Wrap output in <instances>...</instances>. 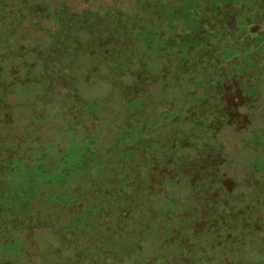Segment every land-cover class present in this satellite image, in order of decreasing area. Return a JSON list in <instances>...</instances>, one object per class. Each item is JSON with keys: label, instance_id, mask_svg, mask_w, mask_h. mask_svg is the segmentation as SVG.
<instances>
[{"label": "rangeland", "instance_id": "rangeland-1", "mask_svg": "<svg viewBox=\"0 0 264 264\" xmlns=\"http://www.w3.org/2000/svg\"><path fill=\"white\" fill-rule=\"evenodd\" d=\"M135 1L139 4L137 3L134 13L130 12L132 17H127L128 23L126 22L125 26H122L124 24L118 26L114 20L104 17L106 12L103 18H97L94 22L89 19L91 18L90 14H80L77 11L72 13L64 0H59L58 3L51 6L41 0H0V51L4 48L2 61H0V93L9 90L14 86L13 84L18 83L5 77V71L10 62L19 65L17 69L21 74H18L17 77L22 82L44 86L43 79H49L51 81L50 90L44 93V97L51 99L56 98L63 91L72 92L75 98L78 95V92H75L76 87L84 77L110 79L121 84L118 81L120 76L129 75L134 77L133 81L136 84L135 88L127 87L126 91L121 89L126 95L119 105L122 113L125 114L121 122H118L111 113L107 114L101 111L93 113L90 104L92 102L88 104L76 100L71 110L74 116L65 115L63 119L66 120L61 128H50L51 134L47 140L48 143H39L35 140V142H30L33 145L30 147L16 144L8 148L6 166L9 174H11L10 170L13 171L15 178L13 177V180L9 181L10 187L6 188L4 182V189L0 190V195L4 197L13 195L15 201L16 194L18 197L19 193L17 192L20 191L16 192L15 189L17 186L23 185L21 184L22 179L25 180L28 175L32 176V172L39 173L40 169L47 164H56L53 173L44 172L48 175L39 176L40 184L45 185L46 189L43 190L45 191L43 195L38 194V196L40 195L39 200L56 199L54 203H61L64 212L66 211L68 214L66 218L57 215L48 217L38 210L33 218L24 219L22 214L15 211L17 208H14V213H12L14 216L11 218L15 219V224L18 225L12 227L20 230L22 238H16V235L11 234L9 232L11 226L7 224L6 219L0 218V264H48L49 260L53 264H70L68 262L70 259H62V256L69 255L71 242L75 253L90 248L88 251L92 254L101 255L103 260L93 264H118L129 257L139 259L137 253L147 248L146 239L152 238L150 236L155 233L157 228H161L162 222H164V233L160 237L162 240L159 245L160 251L154 252L153 249H150L149 253L163 255V261L166 264H190L197 257H210V250L200 249L198 251V247L193 244L196 239L193 237L194 230L190 225L195 222H198V225L204 224L199 231L200 236H203L204 233L206 235L208 232L212 234L208 229L220 231L222 235L218 240H221L222 251L229 249L230 241L234 240L237 242L235 244L239 246V251L245 250L246 254L254 252L253 254H256L255 261L258 260L256 261L258 264H264V174H261L264 171V0H251L252 6L250 9L245 8L246 10L242 9L244 7L241 4L238 6L236 3L240 0L196 1L198 4L196 12H193V9L192 12L197 18L199 27L197 29L194 27L190 33L188 32L189 34H184L183 25L175 27L176 34L173 36V40L177 39L179 46L171 50L168 49L167 34L163 30L164 27L168 28L167 24L174 16L168 14L173 0ZM223 3L224 5H222ZM125 15L127 14L121 11L120 16ZM8 18L12 19V23L6 25L4 22ZM46 19L53 20L52 27L55 26V28L52 29L51 26H48L49 22ZM154 19L156 20L154 27L156 35H152L150 32L153 22L149 21ZM23 20L26 24L37 22L42 25V30L45 27L48 40L39 43L33 36L27 37L22 32H15L16 24ZM236 20L246 33H239L236 30ZM82 28L93 30V36L91 35L88 39L78 38L79 30ZM51 30L54 32L52 33ZM187 35H198L201 44L206 46L201 57L197 52L191 54L182 50L181 42L186 39ZM170 44L174 45L175 43L171 42ZM18 45L20 47L17 49L21 51L16 55L13 51ZM69 53L80 58L89 57L90 63L85 73L73 71L76 62L70 65V68H64ZM71 55L69 58H74ZM194 56H197V60L200 58L202 63L211 66L214 75L205 83L206 87L203 81H198L196 85L192 84L194 90L201 88L202 94V100L192 114L187 113V108L185 109L190 105L187 104L188 102L181 103L182 107H180L177 101L172 99L173 95L168 96L164 91L159 94L154 86L161 85L166 93L170 84L178 86L186 84L187 86L188 83L184 77L187 78L197 70H194L192 65V62L196 63L197 61ZM111 58L115 62L110 60ZM158 62L161 63L159 64L161 67L150 72L148 66ZM52 63L55 64L56 74L54 77L50 75L48 69ZM105 64L111 66L108 68L109 72L105 71ZM24 73L28 80H23ZM155 75H158L160 80H155L158 78ZM62 76L64 79L60 80ZM233 79L245 85V96L248 99H253V102L248 105L249 122L245 128L240 130L234 127L226 128V125L223 129H219L220 126L216 127L215 124L224 122L227 115L221 110L214 114L211 107L216 100L219 108L225 106L223 87L227 84L226 82ZM195 93L190 97V103H194L198 98ZM19 97L24 98L22 95ZM102 101L104 100L101 98L100 105ZM9 102L7 104H10ZM164 102L168 104L169 109L161 114L163 116L155 124L160 127L166 125V127L156 132L151 113L154 108L162 109L161 106ZM203 109L206 110V113L214 115L209 122L204 120L201 123L205 114ZM87 117L88 119H86ZM174 120L176 122L173 125L170 122ZM213 125L215 128L211 127ZM144 127H148V129L144 130ZM224 129L227 130L224 131ZM204 139L208 140L206 148L199 146L203 145ZM150 140H154V142L152 143ZM195 147L200 148L195 151V156H201L204 160L207 158L216 160L214 168L223 167V171L232 169L233 181L227 179L225 183L233 193L227 199L233 202L237 201L236 208L225 203L229 191L222 184V188L216 190V194L212 195L216 197L219 193L222 200H225L223 202L225 204L220 206L214 204L208 208L209 214L213 213L212 216L207 215L202 219L198 217L199 210H202L208 203L207 197L211 195L213 189L204 184L200 190L201 184L198 179L196 180L199 185H193L198 188L191 190H199L201 195L196 197L190 207L183 206V204L191 202L189 193L186 191L187 188L183 189V183L188 181L189 177L197 178L198 175L195 172L199 169L200 164L196 170H189L190 174L177 177L175 179L176 188L172 182L167 184L170 187L169 191L165 187L163 191H160L161 188L156 191L158 184H155L154 188H150L145 176L134 177L137 180L131 190L135 195L137 194L136 202L132 200L134 197L132 198L128 193L123 194L118 191V187L116 192L121 194L118 198L108 195V197L95 196L103 191L106 192L108 188L103 182L98 181L99 174L119 160L130 158V154L141 155L142 165L145 163L151 165L155 161V166H159L166 160L169 162L170 159L180 163L181 157H176L177 152L186 154L188 150L195 149ZM23 151L27 153V160L32 167L27 171L22 169L20 161L13 160L15 156L23 154ZM149 153L153 154V159L148 157ZM186 159L184 157L183 160L186 161ZM0 160L1 163L5 162L4 159L0 158ZM11 160L13 161L11 162ZM183 160L180 166L186 168L187 165L183 163ZM177 164L175 167H178ZM11 167H14L15 170ZM95 168L99 174L96 172L93 176ZM178 168L181 173V168ZM17 172L22 174V177ZM87 172L89 178L96 182L91 191L85 193L84 196L80 193L70 194L67 189L71 185H77L78 179L85 176ZM215 176L218 178V175ZM128 177L130 179H125V177L122 179L133 183L131 177ZM16 178L18 182H16ZM160 179L163 180V178ZM172 187L175 190H171ZM148 192L154 196L160 193L158 198L160 213L153 212L152 207L145 203ZM248 193L249 195H247ZM91 196L107 197V199L102 207L95 208L94 206L98 202ZM18 200H22V198L18 197ZM182 208L186 209L190 225L175 223L174 228L168 226L170 221L178 219L175 216L181 213ZM238 208L241 209V212L236 213ZM2 210L3 205L0 206V213ZM28 216L31 217L29 214ZM179 220L185 222V218L180 217ZM106 222L107 224H105ZM113 222L119 223L118 230L114 231V228L110 226ZM224 225L230 226L232 230L236 229L233 237L225 236L227 232L221 230L225 227ZM97 226H100L96 231L100 240L91 241V245L87 247L88 241L84 238L82 242L83 237L90 229ZM240 230L246 234L241 233ZM112 235L122 242L114 244ZM202 239L201 243L205 246V238ZM108 240L111 244L108 243ZM218 240H214V242ZM168 245L170 249L178 246L185 250L180 251V257L171 258L169 257L170 252H167ZM65 253L68 255L66 256ZM70 255V258L74 257L73 252ZM212 255L222 257V252L218 251L217 254L215 252ZM75 260L71 259V262L73 263ZM151 260L154 258L149 259L148 263ZM211 260L218 261V259L212 258ZM249 260L251 261L252 257H249ZM195 263H198V259Z\"/></svg>", "mask_w": 264, "mask_h": 264}, {"label": "trees", "instance_id": "trees-1", "mask_svg": "<svg viewBox=\"0 0 264 264\" xmlns=\"http://www.w3.org/2000/svg\"><path fill=\"white\" fill-rule=\"evenodd\" d=\"M42 2H46L48 4V6H51L53 4H56L59 2V0H41ZM63 1V0H62ZM196 1H200V0H173V3H171L170 6V11L168 14H173L174 16L171 17L170 23L167 24L168 28L164 27L165 29L163 30L164 33L167 34V39H168V49H172V48H178V42L177 39L173 40V36H175L176 32H175V27H177L178 25H183V29H185L184 34H187L188 32L190 33L193 28L197 29V27H199V24L197 22V18L195 17V14L193 15V12H196V6L198 5ZM206 0H203L202 2H205ZM222 1V0H221ZM64 3L70 7V11L73 13L75 11L79 12L80 14H84L86 13L87 15L90 14L92 19V22H94L95 20H97V18H103L104 13L106 12L107 14L104 16L105 18H110L111 20H114V22L116 23V25H120V24H124L122 26H125L129 21L127 17H132L130 12L132 13L136 6L139 4L137 1L135 0H64ZM138 3V4H137ZM221 3V2H220ZM238 6L241 4L245 9V8H249L252 6L251 0L247 1V0H240L238 2ZM126 5L125 7L122 5ZM224 5V3L222 4ZM122 7V9H121ZM193 9V12H192ZM246 10V9H245ZM121 11H124V13H126L127 15L125 16H120L121 15ZM128 11V12H127ZM135 12V11H134ZM133 12V13H134ZM124 17V18H122ZM44 19V18H43ZM49 23L48 26H53V20L51 19H46ZM127 22V23H126ZM149 22H153L150 32L153 35H156L157 32H155V23L156 20H151ZM8 23H12V19L9 20V18L7 20H5L4 24L8 25ZM63 24V22H62ZM61 24V26H62ZM239 22L236 20V30L239 33H246L244 31L243 28H241L239 25ZM17 27L15 28V32H22L24 34H26L27 37L29 36H33L35 38H37V41L39 43H41V41L45 42L46 40H48V35L46 34V29L45 27L42 28V25L38 24L37 22L33 23V24H26V22L23 20L22 22H20L19 24H16ZM49 28V27H47ZM55 28L52 27V29ZM126 28V27H125ZM124 28V29H125ZM235 30V31H236ZM50 31V30H49ZM48 31V32H49ZM51 32L53 33L54 30H51ZM122 33V32H120ZM188 33V34H189ZM93 34V30L89 29V28H82L79 30L78 33V38L80 39H88L91 37V35ZM52 35V34H51ZM128 35V34H127ZM93 36V35H92ZM171 36V38H169ZM26 37V38H27ZM198 35H187L186 39H183L181 42V47L182 50L185 52H190L191 54L194 52H197L200 57H201V53L202 51L206 48V46L203 45V43L201 44V40L199 41L198 39ZM201 39V38H200ZM171 42H174L175 44L172 45L170 44ZM18 47H20V45H18L15 50L13 51V53L15 52L16 55L21 51L20 49H17ZM4 48H2V51H0V61H2V55L4 53ZM181 50V51H182ZM180 51V50H179ZM70 54V53H69ZM15 55V56H16ZM71 55V54H70ZM68 55L67 60L65 61L64 68H70L74 62H76V64L73 66V71H77V73H85L88 65L90 63V59L89 57H79L77 55H71L74 56L70 57ZM78 57V58H77ZM194 58L196 59L197 56H194ZM78 59V60H77ZM110 60H113V58H111ZM109 60V63H111ZM197 60V59H196ZM114 61V60H113ZM176 61V60H175ZM174 61V63H175ZM115 62V61H114ZM108 63V64H109ZM108 64L104 65V69L105 71L109 72L108 68L111 67L110 65L108 66ZM159 64L161 63H153L151 65L148 66V70L151 72V70H158ZM176 65V64H175ZM192 65L194 66V70L197 69L196 71L193 72V74L189 75L187 78L184 77V80L187 81V86L186 84L182 85V86H178V85H174V84H170L167 87L168 92L166 93V90H164V87H162L159 84H156L154 86V88L158 91L159 94H162L163 91L166 95L168 96H172V99L175 101H177L178 105L180 107H182V104H190L188 106L185 107V109L187 108V113H194V111L196 110V108L198 107L197 105H199L200 101L202 100V94H201V88H198V90H194L192 88V84H197V82L199 81H203L204 85L205 83H207L208 80H210L212 78V76L214 75L213 72V68L211 66L206 65V63H202V60H200V58L195 62H192ZM19 65H17V63L15 62H10L7 66V69L5 71V77L7 78H11L14 82H18L16 84H13L14 86H12L9 90L4 91L2 93H0V158L4 159L5 162L1 163L0 160V190L4 189L3 185L4 182L6 183V188L10 187V180H13L12 178L14 177V173L12 170H10L11 174H9V170L8 167L6 166V163L8 161V159L6 158L7 156V152L9 151L8 148H11L14 145H22V146H26V147H30L33 146L32 143L30 142H35L39 141V143H48L47 140L49 138V135L51 134L50 128H61L64 120L63 116L65 115H70V116H74V113L71 112L72 110V105L74 104V101L79 100L78 102H85V103H90L92 105V112L93 113H97L99 111L101 112H106L107 114H113V116L115 117V119L118 122H121L123 117L125 116V114L122 113L121 108H120V103L123 102V98L126 97L124 91L127 90V87L130 88H135V81L133 76H129V75H124V77H121L118 79V81L121 84H117L116 82L110 80V79H98V78H94V77H84L82 78V82L78 85V87H76L75 92H78V95H76V97L74 98L72 92L68 93V92H62L60 93L58 96H56V98L51 99L48 97H44V93L50 90V83L51 81L49 79H43L45 82V85H32V84H27V82L23 81L21 79H18V74H21L19 72V70L17 69ZM48 69L50 70V75H52V77H54V75L56 74L54 69H55V64L52 63L49 65ZM215 69V68H214ZM65 72V69H63ZM25 71V69H24ZM53 71V72H52ZM26 73V72H25ZM23 75V80H28V78H26V75ZM159 73V72H158ZM158 78H155V80H160L158 75H155ZM64 79V77L62 76L60 78V80ZM55 80V79H54ZM62 82V81H60ZM55 83V82H54ZM118 86V87H117ZM191 86V87H190ZM207 85H205L206 87ZM190 87V88H189ZM204 87V86H203ZM118 88V89H116ZM124 91H122V90ZM162 89V90H161ZM120 90V91H119ZM197 94H196V93ZM194 93L198 96V98L194 101V103H190L189 101L191 100L190 97L192 95H194ZM170 94V95H169ZM22 95L24 98H20L19 96ZM101 98L104 100L101 102L100 105V100ZM190 99V100H189ZM183 100V101H182ZM10 101V102H9ZM10 104H7V103ZM96 102V103H95ZM176 103V104H177ZM108 104V105H107ZM163 105L161 106L162 109H155L153 110V112L151 113V117H153V124L155 125V130L154 131H158V130H162V128H165L166 125H162L163 127H160L158 125H156L155 123H157L160 117H162L166 112L167 109H169V106L167 103H162ZM214 104L215 102L212 104L213 110H214ZM100 105V107H99ZM106 106V107H105ZM105 107V108H104ZM203 112H205L201 123L204 120H209L211 118L214 117L213 114L211 113H206V110L203 109ZM65 113V114H62ZM214 113V112H213ZM149 115V114H148ZM161 115V116H160ZM150 117V118H151ZM186 117V116H185ZM209 117V118H208ZM255 118V117H254ZM88 119V117L86 118ZM188 121L190 122V118L188 116ZM174 122V123H173ZM172 123L173 125L175 124V120ZM207 122V123H208ZM168 124V123H167ZM226 125V128L231 127L227 124H222V125H217L220 126L219 129H223V127ZM172 126V125H170ZM216 126V124H215ZM215 126H211L214 127ZM216 126V127H217ZM189 127V126H188ZM170 128V127H168ZM167 128V129H168ZM148 127H144V130H147ZM227 130V129H226ZM224 129V131H226ZM223 131V132H224ZM50 132V133H49ZM206 137V136H204ZM109 138V136H108ZM107 138V139H108ZM207 139H204L202 141L203 145H199L202 148H206L207 147ZM150 142H154V140H150ZM206 145V146H205ZM57 147V146H56ZM200 148H196L195 149H190L187 151V153H183V159L184 157H186V161L183 160V163H185L187 166L185 169H191L192 170H196L199 165V169L196 170L195 174L198 175L199 178H202L203 176H214L218 175V184L220 185L219 187H215L214 189L211 190V195L208 196V200L213 197V193L218 189L222 188V180H226V179H231L233 181V176L234 175L232 173V169H228L226 171H223V167L221 168H214L216 160H212V159H206L204 160L203 157L201 156H195L196 152L198 151ZM58 150V147H57ZM61 151V149H60ZM189 152V153H188ZM27 153L23 151V154L20 153L19 155L15 156V158L13 160L16 161H20L22 169L24 170H28L29 168L31 169V164L29 162V160H27ZM141 155H137L135 153L130 154V158H124L123 161L119 160L116 164H114L113 166L109 167L107 170L103 171L102 173L99 174V172L96 170V168L94 169V173L93 176L96 174V172H98L97 174H99V179L98 181H101L105 184L106 186V192H101L100 194H96L95 196H111V197H120V192L124 193H128V195H130L133 199L134 202L137 201V194L135 195L133 193V190H131L133 188V184L136 182L137 179H134V177H138V176H145L146 177V181L148 182L150 180V178L153 175V170L155 169V164L154 162L149 165L147 163H145V165L141 164V160L142 158L140 157ZM153 154L149 153L148 157L152 158ZM168 158V157H167ZM166 158V159H167ZM147 159V158H146ZM153 159V158H152ZM198 159V161L195 163L194 161H196ZM11 160V162L13 161ZM140 161V163H139ZM195 163V164H194ZM8 165V164H7ZM189 165V166H188ZM17 167V164H16ZM56 167L55 165H45L44 168H41L39 173H33L32 176L28 175L27 178H25V180L22 179L20 186H17V190H20L18 195V197L22 198V200H18L17 194H16V200L14 201V197L13 195L4 197L3 195H0V206L3 205V210L0 213V218H4L6 219V222L10 227L11 230H9V232H11V234L16 235V238H22V234L20 232L19 229H16L15 227H12L13 225H18L15 224V219L11 218L14 215L12 213H14V208H17V210H15L18 214H22L24 219H29V218H33V216H36L38 210L41 211L42 214H45L46 216H53V215H57L58 217H63L66 218L67 216V212L63 210V207L58 203H54L56 199H50V198H44L39 200V196L38 194H44L46 188L45 185H41V181H39V176H44V175H48L49 173H53L54 169ZM191 167V168H190ZM11 169H14V167H11ZM173 171V170H172ZM44 172H47L48 174H44ZM19 175V172H17ZM42 173V174H41ZM37 174V175H35ZM84 174V173H82ZM187 175L190 174V172L186 173ZM261 174H264V171H262ZM125 177V179H130L128 176L131 177L133 183H131V181H126L121 177L123 176ZM86 176V177H85ZM85 176H81L80 179H78L79 181L77 182V185L75 184V186H70L68 192L71 193H80L81 195H85V193H88V191H91V189L93 188L94 184L96 182H94V180H91V178H89V173L87 172V174L85 173ZM202 176V177H201ZM15 178V177H14ZM24 178V175H23ZM85 178V179H84ZM149 179V180H148ZM192 179V178H190ZM16 182H18V179L16 178ZM204 181V179L202 180ZM128 182V183H127ZM20 184V183H19ZM176 181L173 182L174 187H176ZM15 187V186H14ZM20 187V188H19ZM118 187V191L120 192H116V189ZM165 189H167L169 191L170 187H168V185L166 184ZM162 187L160 189V191H163ZM172 187L171 190H175V188ZM9 190V189H7ZM108 190V191H107ZM190 190V191H189ZM226 190H228L227 186H226ZM250 190V189H249ZM14 191V190H13ZM189 193L191 202L189 204H186L183 206L187 208L190 207L193 204V201L196 200V191L195 190H191L189 188H187L186 190ZM248 192V191H247ZM213 194V195H212ZM228 197L233 194L228 193ZM159 194L157 195H146V204L148 203L149 206L152 207V211L156 212V213H160L161 208H160V201L158 200V198L160 197ZM249 195V193L247 194ZM95 196H91V198L96 199L95 201L98 202V204L96 205L95 203V208L98 207H102L104 201L107 199V197L104 198H99V197H95ZM245 196V195H244ZM242 199V197H241ZM237 200V198H236ZM41 201V202H40ZM94 201V202H95ZM230 206H233L234 208H236V204L237 202H233L230 200V202L228 203ZM12 207V208H9ZM209 208V205L207 203V205H205V207L200 210L199 216L201 219L207 215L212 216V214H208L207 209ZM185 208H182V211L179 215L175 216L178 219H175L174 221H170L168 226H172L174 228L175 223H186L187 225H190L189 222L185 219V222H182L181 220H179L180 217H182V219L184 218L183 214L186 212ZM21 212V213H20ZM241 212V209L238 208V210L236 211V213ZM31 215L30 216H28ZM31 220V219H30ZM9 221H11V223H9ZM198 222H195V224H191L190 226L192 228H194L193 231V237L196 239V241L193 243L194 246L198 247V251H200V249H204L206 251L210 250L211 251V255L209 258H206L204 256L202 257H197L196 259H194V261H191L190 264H196L195 262L198 259V263L197 264H238V263H244V264H258V260L255 261L256 259V254L253 253H247L245 252V250L239 251L237 248L230 246L229 249H227L226 251H222V257L220 256H216V255H212L213 253L216 252L217 254V250H216V244L214 242V240L216 239L215 236L218 235V233L216 231L210 230L212 232L211 233H205L202 234L203 236L199 235V231L200 229L197 230V224ZM107 224V222L105 223ZM164 222H162L160 224L161 228H157L155 230V233L150 236L151 239H146V245L147 248H145L144 251H140V253H137V256L140 257L139 259L137 258H127V259H123L122 261L118 262V264H166L163 261V255H159L158 253H155V255L150 254L149 252L151 251L150 249H153L154 252H158L160 251L159 249V245L162 243L161 240V235L164 233L163 227ZM204 225V224H203ZM112 228H114L115 230H118L119 227V223L117 222H113V224L110 225ZM159 226V225H158ZM110 227V228H111ZM203 228V226H200ZM100 228V226L97 227H93L92 229H90L87 232V235H85L83 237L82 242L84 241V238L88 241L87 243V247L88 245H91V241L93 240H100L98 238V235L96 234V231H98V229ZM171 228V227H170ZM228 230V232L231 234H234V232H236V229L234 228L233 230L231 229V227L226 226ZM105 230H107L105 228ZM213 232H215V234H213ZM228 234V233H227ZM156 235V236H155ZM205 235V236H204ZM155 236V237H154ZM207 236V237H206ZM205 238V246L202 245V238ZM109 239V238H108ZM112 239L114 244H118L122 241H119L115 238L114 235H112ZM108 243L109 240H108ZM73 243L71 242V247H70V251H69V255L68 253H65V255L67 257H63L62 259L68 260L70 259L68 262L70 264H93L96 261L100 262V260H103V258L101 257V255H95L92 254L90 251H88V249L90 248H86V251H76V253L74 252L75 249H72ZM111 244V243H110ZM113 244V243H112ZM78 245V244H77ZM182 247V244H180ZM187 244H185L186 246ZM192 245V243H191ZM188 246V245H187ZM141 248V247H140ZM168 251L170 252L171 255H169V257L174 258V257H180V251L185 250V248H180L178 246H175L174 248H169L168 245ZM183 249V250H182ZM140 250V249H139ZM254 250V249H253ZM178 251V252H176ZM219 251V250H218ZM255 251V250H254ZM74 253V257L70 258L71 255L70 253ZM136 252V251H134ZM141 252L143 253L141 255ZM73 255V254H72ZM178 255V256H176ZM15 256V253H14ZM149 256V257H147ZM78 257V258H77ZM249 257H252V260H249ZM16 259V256L14 257ZM77 258V260H75ZM154 258V260H151V262L148 263L149 259ZM212 259L216 260L218 259V261L213 262ZM71 259H74L75 262H71ZM49 260V259H48ZM50 262L48 264H53V262L51 260H49ZM160 262V263H159Z\"/></svg>", "mask_w": 264, "mask_h": 264}, {"label": "flooded vegetation", "instance_id": "flooded-vegetation-1", "mask_svg": "<svg viewBox=\"0 0 264 264\" xmlns=\"http://www.w3.org/2000/svg\"><path fill=\"white\" fill-rule=\"evenodd\" d=\"M226 83L227 84H225L224 87H223V89H224L223 90V98H224V101H225V106H222V107L219 108L217 100H216L215 104H214L213 112H214V114H217L218 111L221 110L222 112H224L227 115V118L225 119V121L221 122L220 124H217V125L227 124V125H229L231 127H234V128H237V129L240 130V129L245 128L247 126V123L249 122L248 119H249L250 113H249L248 105L253 102L252 101L253 99L252 100L248 99V97L245 96L244 90H245L246 87H245V85H242L241 83H239L238 80L235 81V79H233V80H229ZM183 153L184 152H182L180 154L179 152H177V156L176 157H181L180 163L183 160ZM176 163H178L177 166L181 168V173H180V171H178L179 168L175 167ZM180 163L177 162V161L175 162L172 159H170L169 162H167V160H166L164 162V164H161L159 166L156 165L155 169L153 170V175L150 178V180L148 181V186H150V188H154L155 184H158L157 187H156V191H157L160 188L164 187L162 185H166V184H169L171 182L173 183L177 177H180V175H186V173L189 172V170H192L191 167H190L191 169H185L184 166H180ZM172 170H174V172ZM185 177L188 178L187 176H185ZM160 178H163V180H161ZM191 178L192 179H190V177H189V180L188 181L186 180L183 183V189H185V188H189V189H194L195 188L196 189L198 187H193V185H196V184L199 185V182L201 184V187H200L201 189L200 190H202V186H204V184H205V186L206 185H207V187L210 186L213 189L215 187H219L220 186L218 184V178H216V176L215 177L214 176H210V177L204 176L202 178H199L198 176H197V178H195L194 176H192ZM196 179H198L199 182ZM203 179H204V181H202ZM226 180H222L221 181L225 186H226V183H225ZM228 181H230V180L228 179ZM206 183H208V184H206ZM160 184H162V185H160ZM187 185H188V187H187ZM227 188H228V191L230 193L232 189L228 185H227ZM195 191H196V193L199 192L198 195L196 196V197H199V195H201L200 191L199 190H195ZM148 194L152 195L151 192H148ZM213 194L215 195L216 191ZM230 194H233V193L231 192ZM219 195L220 194L218 193L216 197H213L212 199H209V200L207 199L209 208L212 205H214V204H217V205L220 206L221 204L222 205L225 204V203L228 204L230 202V200L227 199L229 194L226 195V201L222 200L221 195L220 196ZM224 201H225V203H223ZM194 202H195V200L193 201V203ZM207 211H208V214H209V210H207ZM199 213H200V210H199L198 214ZM184 218L189 222L188 215H187L186 212L184 213ZM202 225H203V223H202ZM202 225H200V224L197 225V227H196L197 230L201 229L200 226H202ZM224 226L225 227L223 229H221V230L228 233V234L226 233L225 236L233 237L234 234L230 235L228 230H225V229H227L226 225H224ZM193 230H194V228H193ZM240 231H241V233L246 234V232H243L242 230H240ZM216 232L218 233V235L215 236L216 237L215 240H218V238L222 234L218 230ZM213 234H215V233H213ZM235 243H237V242H235L234 240L230 241V245L231 246L239 249V246H237ZM215 244H216V247H217L216 250L218 249L219 252H221L220 251L221 250V248H220L221 240L215 241ZM218 250H217V252H218Z\"/></svg>", "mask_w": 264, "mask_h": 264}]
</instances>
